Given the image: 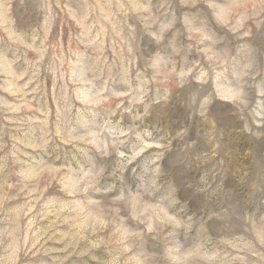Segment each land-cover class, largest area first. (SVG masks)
Returning a JSON list of instances; mask_svg holds the SVG:
<instances>
[{"label":"rangeland","instance_id":"1","mask_svg":"<svg viewBox=\"0 0 264 264\" xmlns=\"http://www.w3.org/2000/svg\"><path fill=\"white\" fill-rule=\"evenodd\" d=\"M0 264H264V0H0Z\"/></svg>","mask_w":264,"mask_h":264}]
</instances>
